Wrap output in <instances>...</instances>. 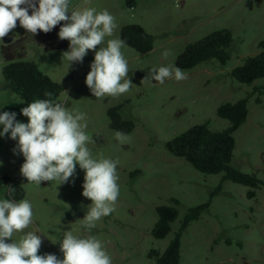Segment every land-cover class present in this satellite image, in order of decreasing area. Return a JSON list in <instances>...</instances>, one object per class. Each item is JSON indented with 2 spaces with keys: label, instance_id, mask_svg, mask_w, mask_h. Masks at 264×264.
I'll return each mask as SVG.
<instances>
[{
  "label": "rangeland",
  "instance_id": "374dc122",
  "mask_svg": "<svg viewBox=\"0 0 264 264\" xmlns=\"http://www.w3.org/2000/svg\"><path fill=\"white\" fill-rule=\"evenodd\" d=\"M127 1L69 0L70 11L106 9L116 18L118 27L102 46L108 39L120 38L122 28L132 24L142 26L154 37V49L149 53L138 54L128 46L121 49L133 84L117 97L92 96L85 80L94 52L89 50L82 63L69 67L70 62L62 58L69 41H61L59 31L60 47L55 49L44 47L42 37L26 32L19 21L8 35L13 41H0V113L16 112L17 120L28 122L20 114L25 107L23 98L3 89L2 69L8 51L13 61L38 64L63 87L59 102L86 114L85 131L95 141L87 147L94 158L103 153L104 158L119 161L116 210L97 221L89 232L81 224L91 201L82 195L85 173L79 165L75 177L66 184L29 183L20 173L23 156L13 152L17 141L10 139V134L0 137V178L17 179L33 210V223L24 232L15 233L12 240L18 242L22 235L35 232L42 239L39 254L53 253L62 258L60 242L64 232L70 230L80 237L96 236L112 264H156L150 253L166 250L189 209L208 202L223 177L200 173L185 159L169 153L165 144L195 125L208 123L212 131L227 129L231 123L218 117V108L252 94L247 121L235 133L231 165L242 173L255 174L261 185L255 190V198L249 199L250 188L225 181L210 208L184 232L180 264H264V80L247 85L231 76L246 58L261 51L258 46L264 42V0H137L133 8ZM222 29L233 33L228 50L231 59L226 65L208 61L184 71L187 79L181 81L172 78L160 84L150 77L142 80L152 69L176 67V59L187 45ZM165 51L170 53L166 57ZM117 106H121L123 118L135 123L134 130L127 134L129 141L123 144L115 138L108 117V110ZM173 199L179 201V217L165 239H155L152 230L158 219L156 209L173 205Z\"/></svg>",
  "mask_w": 264,
  "mask_h": 264
},
{
  "label": "clouds",
  "instance_id": "9594fccd",
  "mask_svg": "<svg viewBox=\"0 0 264 264\" xmlns=\"http://www.w3.org/2000/svg\"><path fill=\"white\" fill-rule=\"evenodd\" d=\"M17 21L33 36L39 32L47 34L65 22L58 32L61 41H69L62 58L70 62V67L73 63H82L89 50L94 52L85 83L95 98L117 97L130 90L133 83L128 61L121 51L125 41L111 38L102 46L105 38L113 37L118 27L116 18L108 10L97 12L86 7L70 11L69 0H0V41L17 27ZM169 54L163 53L165 57ZM149 77L163 84L172 78L185 80L187 74L169 65L152 69L142 80ZM45 96L51 97L52 93L46 92ZM20 114L28 118L27 123L17 120L16 112L0 113L3 126L0 137L10 134L9 138L17 141L13 152L24 158L21 175L37 185L50 181L63 185L75 177L78 164L85 173L82 195L91 201L81 224L90 232L97 221L116 210L120 195L119 161L104 158L103 153L99 158L93 157L87 144L95 141L85 131L86 114L78 109L70 110L64 103L37 99L22 108ZM115 138L121 144L130 139L118 130ZM9 188L14 194L15 189ZM32 223V204L27 199H0V264H112L104 244L91 234L80 237L73 231H65L60 242L62 258L53 253L39 254L42 239L35 232L22 235L18 242L12 240L15 233L24 232Z\"/></svg>",
  "mask_w": 264,
  "mask_h": 264
},
{
  "label": "trees",
  "instance_id": "16d2710c",
  "mask_svg": "<svg viewBox=\"0 0 264 264\" xmlns=\"http://www.w3.org/2000/svg\"><path fill=\"white\" fill-rule=\"evenodd\" d=\"M137 0H128L127 5L133 8ZM31 14V11L29 12ZM60 25H57L51 32L38 34L42 37L40 43L47 49L60 47L57 45V32ZM120 38L125 41V46L132 48L138 54H146L154 49V37L148 34L145 29L137 24L124 26ZM233 43V33L229 29H222L210 33L201 40L189 44L176 59V67L183 71L190 70L196 66L211 60H217L220 64L226 65L231 59L229 48ZM258 54L248 57L243 64L232 70L231 76L239 83L252 85L257 80H264V42H260ZM6 64L2 69L5 84L4 90L10 91L24 100L25 107L37 99H49L59 102L63 87L52 80L33 61H13V56L5 52ZM46 92L52 93L51 97L45 96ZM252 94L237 101L226 103L217 110L221 119L228 120L231 124L223 131H212L208 123L195 125L165 144L166 149L173 156L185 159L195 170L204 175L223 174L221 183L210 195V200L204 204L189 209L188 214L182 221L174 239L170 242L163 253L152 251L150 257H155L156 264H180L181 241L184 232L191 223L199 220L211 206L212 198L222 190L225 181L250 188L247 197L253 199L261 181L255 174H246L232 167L231 163L236 148L235 133L247 121L249 114L248 102ZM261 103L260 98L256 99ZM121 106L108 110L110 128L114 131H121L125 134L131 133L135 128L133 120L125 119L120 113ZM15 189L13 194L9 188ZM26 192L21 183L9 176L0 178V199H13L20 201L25 199ZM173 205L157 207V222L152 230L155 239H165L171 232V225L178 219L179 201L172 200ZM230 244V241H227Z\"/></svg>",
  "mask_w": 264,
  "mask_h": 264
},
{
  "label": "water",
  "instance_id": "95a60500",
  "mask_svg": "<svg viewBox=\"0 0 264 264\" xmlns=\"http://www.w3.org/2000/svg\"><path fill=\"white\" fill-rule=\"evenodd\" d=\"M17 24H18V21H17ZM13 41V38L12 37H8V36H6L5 38H4V43L5 44H8V43H10V42H12Z\"/></svg>",
  "mask_w": 264,
  "mask_h": 264
}]
</instances>
